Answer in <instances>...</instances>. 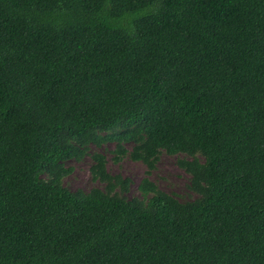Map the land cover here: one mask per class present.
I'll list each match as a JSON object with an SVG mask.
<instances>
[{
	"label": "trees",
	"instance_id": "1",
	"mask_svg": "<svg viewBox=\"0 0 264 264\" xmlns=\"http://www.w3.org/2000/svg\"><path fill=\"white\" fill-rule=\"evenodd\" d=\"M0 264H264V0H0Z\"/></svg>",
	"mask_w": 264,
	"mask_h": 264
},
{
	"label": "rangeland",
	"instance_id": "2",
	"mask_svg": "<svg viewBox=\"0 0 264 264\" xmlns=\"http://www.w3.org/2000/svg\"><path fill=\"white\" fill-rule=\"evenodd\" d=\"M125 147L127 150L131 149V145ZM112 148V144H104L100 147L91 145L89 154L80 161H66L64 165L71 171L64 177L63 186L71 192L80 189L87 193L92 188L102 189V184L92 181L89 173V167L92 163L90 155L99 153L106 158L105 168L109 174L112 176L119 175L128 180V190L125 193L127 198L140 196L137 186L144 178L151 181L158 190L172 195L180 202L196 198L194 194L188 191L189 176L177 167V157L164 153L160 154L154 170L147 175L143 164L133 162L128 157L122 158L118 163L112 162Z\"/></svg>",
	"mask_w": 264,
	"mask_h": 264
}]
</instances>
